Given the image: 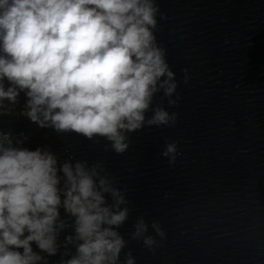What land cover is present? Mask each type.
<instances>
[{"label":"clouds","instance_id":"clouds-1","mask_svg":"<svg viewBox=\"0 0 264 264\" xmlns=\"http://www.w3.org/2000/svg\"><path fill=\"white\" fill-rule=\"evenodd\" d=\"M158 14L155 0H0V115L13 114L23 92L20 115L58 133L105 138L118 154L129 133L174 126L176 113L152 106L160 92L169 106L179 100L155 35ZM25 139L0 131V264H48L58 253L59 264H121L124 192L99 162H60L46 148L23 147ZM162 155L174 164L176 143ZM151 227L164 238L158 222ZM148 229L140 217L131 237L152 250ZM123 264H135L130 251Z\"/></svg>","mask_w":264,"mask_h":264},{"label":"water","instance_id":"water-1","mask_svg":"<svg viewBox=\"0 0 264 264\" xmlns=\"http://www.w3.org/2000/svg\"><path fill=\"white\" fill-rule=\"evenodd\" d=\"M155 2L162 14L155 35L175 73L171 99L179 100L169 106L160 92L152 106L176 113L174 126L129 133L128 149L118 154L105 138L58 133L20 115L22 92L13 114L0 115V131L23 133V147L46 148L60 162L102 165L128 202L118 229L127 241L121 264L129 251L135 264H264V0ZM170 142L177 145L174 164L162 155ZM140 217L156 240L152 250L131 237ZM72 231L61 232L59 242ZM61 258L47 257L48 264Z\"/></svg>","mask_w":264,"mask_h":264}]
</instances>
